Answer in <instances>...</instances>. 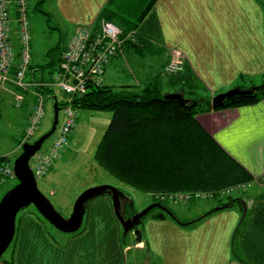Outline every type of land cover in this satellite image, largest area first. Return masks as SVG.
<instances>
[{
	"label": "crops",
	"instance_id": "0c3cea01",
	"mask_svg": "<svg viewBox=\"0 0 264 264\" xmlns=\"http://www.w3.org/2000/svg\"><path fill=\"white\" fill-rule=\"evenodd\" d=\"M109 2L54 0L55 14L63 26L74 29L73 36L80 27L96 25ZM12 16V38L17 47L16 17ZM134 33L145 43L156 46L155 59L150 64L163 58L166 66L171 51L181 50L190 71L187 73L185 69L184 75L200 82L206 93L202 98L205 102H212L216 95L234 88L258 86L253 76L264 75V0H157ZM131 46L126 44L107 66L103 86L107 75L110 79L111 68L120 64L126 54L131 56ZM36 70L29 75L30 79L41 77L43 72L37 74ZM152 70L142 73L145 82L164 76L154 75ZM182 80V76L167 79L162 86L164 94L179 93ZM33 100L28 94L27 105L19 108L24 111L25 122ZM11 110H17L13 97L8 93L0 95V129L11 126ZM196 121L226 157L250 177L251 181L245 184L247 190L237 197L247 205L246 217L239 226L243 215L239 203L191 227L158 212L142 223V242L135 238V246L153 252L159 264H264V135L261 134L264 99L252 105L212 110L197 115ZM3 138L9 136L5 137L1 130L0 145ZM4 156L0 151V158ZM86 212L85 234L64 248L53 242V234L41 215L23 211L17 218L13 258L0 264H123L124 251L129 247L122 245L132 233L124 234L112 200L104 198L89 204ZM204 214L182 219L175 215L186 223ZM142 264H150V259H144Z\"/></svg>",
	"mask_w": 264,
	"mask_h": 264
},
{
	"label": "rangeland",
	"instance_id": "374dc122",
	"mask_svg": "<svg viewBox=\"0 0 264 264\" xmlns=\"http://www.w3.org/2000/svg\"><path fill=\"white\" fill-rule=\"evenodd\" d=\"M28 9V19L31 30L32 66L37 70L40 69V67H47L42 73L45 74V77H42L41 74V77H38L34 80L38 82L50 81L53 73L58 69L60 65L63 53L67 50L74 29H71V27L63 26V24L59 22V19L55 14L56 10L54 0H29ZM131 45H133L131 51L132 54L130 53L131 56L126 54V56L122 57L123 59L121 60L120 64H117L116 66L111 68L109 74L110 79H108L107 75L105 86L113 88L116 92H126L123 87H129L128 90L133 92L138 91L137 93H141L147 87L153 86L155 83H158L157 85L160 88V91L164 94L162 86L164 87L167 79L173 77L181 79V76L184 79H187L184 75V67L182 72H166V69L171 60L172 53H170V60L166 66L163 65V58L160 59L162 60L161 62L157 61V63L155 64H150L154 62L153 60L155 58H153V56L157 50L156 46L147 44V47L142 48L134 43H132ZM122 49L123 48H121V50ZM150 69H153L151 72L152 74H158L160 76L164 75L162 77L166 80L163 81L161 77L157 80L155 79L154 82L149 79L145 82L143 78H141L142 73H149L148 71H150ZM36 73L40 74V70L36 71ZM253 77H255L254 80L258 83V86H263L264 75L260 74ZM179 83L182 85L179 94H182L185 99L190 100L191 102L195 100L202 101L201 103H203V105L198 108V115L204 114L208 110V108H210V106L205 104V99H202L206 97V93L204 92V88L200 84V82L198 80L195 81V79L191 78L187 82L180 81ZM252 87L253 86L248 88L250 89ZM13 90L14 89L11 88L9 91L4 92L3 94L8 93L13 97ZM192 93H194L195 96H192ZM52 95L53 96L45 98V115L36 130L35 136L29 141L30 143L38 140L42 135L51 130L54 121V97L57 98L59 103H63L69 97L64 92L57 89L54 90V94ZM228 109H220L217 111ZM11 111V119L9 120L12 121L11 126H3L4 129H0V132L2 130L5 137L9 136V139L3 138L4 141L2 145H0V151H2L3 155H6L0 158V161L5 159L3 161L14 164L16 158L21 155L23 151V145L26 143L27 125L25 127V124L28 120L25 122V116L23 114L24 111H22V109L17 108L15 112L13 110ZM77 111L79 115L77 119V127L70 136L69 145L61 152L60 158L56 162L54 168L46 176L37 178L39 189L51 201L56 210L63 217L69 218L73 212L75 201L79 197V195L88 188L103 184L115 186L129 195L133 200V214L138 213L148 207L150 204L155 203L153 199V197H155L154 194L141 193L120 184L115 178L111 177L103 168H101L94 160L96 149L113 118V112L110 110L98 111L87 109H81ZM26 115H28L29 119L30 111ZM60 118L62 120L61 116ZM1 124H3V122H1ZM60 125L61 121L59 123V126ZM56 135L57 131L44 143L40 151L41 153L46 152L51 147ZM30 164L33 166V160H31ZM15 184H17V179H7L4 183H0V200L4 193H6V191L12 188ZM229 190L232 191L228 193ZM245 190H247L245 184H239L214 192L196 191L199 193H225L224 196L214 197L213 199L192 200L182 203H165L167 204V207L178 216V218L182 219L185 216H190L192 214H200L201 212L207 213L210 211L209 208L215 205L221 206L225 203H229L232 198L236 199L237 197H240L242 194H244ZM104 198H109L111 200L110 197L105 196L93 200L90 204ZM156 202L163 203L158 200H156ZM127 207L128 205L126 204L124 206V209H128ZM29 210L37 213L40 216L36 208L31 205L30 207L23 209L18 214L17 218H19L23 211ZM226 211L229 210H224V212ZM158 212H160L159 209L152 210L146 217H144L142 223L150 219L154 214ZM126 218L129 217L126 216ZM197 218L198 217L194 219ZM46 223L53 234V242L58 246L66 248L73 239H76L77 241L85 234L88 225V213L86 212L85 214L81 229L71 234L62 233L55 229L47 221ZM141 226L142 224L137 228L140 231ZM129 233L134 234L133 231ZM132 234H129L127 236L126 242L122 245L123 248L129 247V249L124 251L125 256L123 258V264H142L143 260L146 258L150 259V264H159L158 258H156L153 252L148 251V249L141 250L136 248L135 238H137V236L134 234V237ZM15 245L16 238L0 260H12Z\"/></svg>",
	"mask_w": 264,
	"mask_h": 264
},
{
	"label": "trees",
	"instance_id": "16d2710c",
	"mask_svg": "<svg viewBox=\"0 0 264 264\" xmlns=\"http://www.w3.org/2000/svg\"><path fill=\"white\" fill-rule=\"evenodd\" d=\"M156 1L110 0L98 21H115L122 26L123 34L127 35L135 32ZM134 40L129 43L142 48L148 46L137 35H134ZM186 63L184 70L187 69ZM46 68L40 67L38 70L44 72ZM34 70L31 66L29 75ZM187 73H190L188 69ZM185 78L182 77V81L191 79L188 76ZM157 84L141 93L130 91L129 87H123L126 92H116L111 87L92 86L83 97H73L71 104L77 110L113 112L110 125L96 149L95 162L120 184L154 196L214 192L250 182V177L230 161L198 125L196 116L199 114L198 108L203 105L202 101L183 104L166 99ZM43 92L46 97L54 94L52 89ZM262 99L264 83L263 88L251 96L234 97L215 106L208 100L205 104L210 108L206 112L252 105ZM64 104L66 101L59 103L60 106ZM153 199L156 202V198ZM160 214L168 217L162 211Z\"/></svg>",
	"mask_w": 264,
	"mask_h": 264
},
{
	"label": "built area",
	"instance_id": "2783aa9c",
	"mask_svg": "<svg viewBox=\"0 0 264 264\" xmlns=\"http://www.w3.org/2000/svg\"><path fill=\"white\" fill-rule=\"evenodd\" d=\"M29 0H0V95L11 88L17 108L27 105V95H33L29 105L30 116L26 127V143L35 136L36 130L45 115V89L61 90L68 99L61 105L57 135L51 147L44 153L38 152L31 165L37 178L46 176L60 158L61 152L69 145L71 134L77 127L79 117L71 100L83 97L90 87L104 85V74L114 58L129 42H134L135 33L123 34L122 29L107 19L96 25L80 27L72 36L67 50L63 53L58 69L50 81L38 82L29 78L32 64L31 30L28 19ZM13 14L17 25L18 45L13 44ZM171 60L166 72H182L185 54L172 50ZM11 87V88H10ZM62 117V120L60 118ZM13 164L7 161L0 163V183L14 179ZM232 190H229L230 193ZM225 193L181 192L158 194L156 200L165 202H189L192 200H209L224 196Z\"/></svg>",
	"mask_w": 264,
	"mask_h": 264
},
{
	"label": "water",
	"instance_id": "95a60500",
	"mask_svg": "<svg viewBox=\"0 0 264 264\" xmlns=\"http://www.w3.org/2000/svg\"><path fill=\"white\" fill-rule=\"evenodd\" d=\"M262 88L263 86L252 87L250 89H231L228 92L216 95L212 99V105H218L227 99L238 96L254 95ZM165 98L174 99L183 104H189L191 102L179 93L167 94L165 95ZM60 110L61 107L59 102L57 98L54 97V121L51 130L33 143H25L21 155L16 158L13 164L17 184L10 188L0 200V259L4 256L15 239L18 214L31 205H33L38 213L55 229L65 234H71L81 229L88 205L97 198L108 196L113 202L115 215L123 227L124 234L127 235L129 232L133 231L137 236L138 242H142V233L137 228L142 224L144 217L154 209H159L173 221L185 227L200 222L217 212L227 210L231 208L234 203H239L243 207V215L239 226L246 217L247 205L244 200L237 198L229 203L215 207L197 219L186 223H182L172 210L159 202L152 203L142 211L135 213L134 216L126 218L124 203L126 200H129L131 207H133V200L119 188L108 184L94 186L83 191L75 201L71 216L69 218L63 217L56 210L51 201L39 189L37 177L30 164L32 158L41 151L44 143L56 132L59 124Z\"/></svg>",
	"mask_w": 264,
	"mask_h": 264
},
{
	"label": "flooded vegetation",
	"instance_id": "af4514ba",
	"mask_svg": "<svg viewBox=\"0 0 264 264\" xmlns=\"http://www.w3.org/2000/svg\"><path fill=\"white\" fill-rule=\"evenodd\" d=\"M128 205V209H124V212H125V210H126V212H125V214H126V216L127 217H132V216H134L135 214H133V207H131V205H130V201L129 200H126L125 201V203H124V206L125 205Z\"/></svg>",
	"mask_w": 264,
	"mask_h": 264
},
{
	"label": "snow or ice",
	"instance_id": "6c2138e0",
	"mask_svg": "<svg viewBox=\"0 0 264 264\" xmlns=\"http://www.w3.org/2000/svg\"><path fill=\"white\" fill-rule=\"evenodd\" d=\"M261 134L264 135V128L261 129Z\"/></svg>",
	"mask_w": 264,
	"mask_h": 264
}]
</instances>
